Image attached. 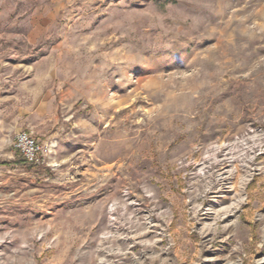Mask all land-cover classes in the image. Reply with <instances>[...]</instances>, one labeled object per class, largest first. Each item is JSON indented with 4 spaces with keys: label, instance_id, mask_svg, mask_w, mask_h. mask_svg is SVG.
I'll use <instances>...</instances> for the list:
<instances>
[{
    "label": "rangeland",
    "instance_id": "374dc122",
    "mask_svg": "<svg viewBox=\"0 0 264 264\" xmlns=\"http://www.w3.org/2000/svg\"><path fill=\"white\" fill-rule=\"evenodd\" d=\"M0 264H264V0H0Z\"/></svg>",
    "mask_w": 264,
    "mask_h": 264
},
{
    "label": "built area",
    "instance_id": "2783aa9c",
    "mask_svg": "<svg viewBox=\"0 0 264 264\" xmlns=\"http://www.w3.org/2000/svg\"><path fill=\"white\" fill-rule=\"evenodd\" d=\"M14 147L30 164L36 162L42 153L41 147L30 139L26 133H18L16 135Z\"/></svg>",
    "mask_w": 264,
    "mask_h": 264
},
{
    "label": "bare ground",
    "instance_id": "6f19581e",
    "mask_svg": "<svg viewBox=\"0 0 264 264\" xmlns=\"http://www.w3.org/2000/svg\"><path fill=\"white\" fill-rule=\"evenodd\" d=\"M237 207V206H236ZM231 208V207H230ZM234 210V209H233ZM215 214V213H214ZM214 214H213V216H214ZM217 216V215H216Z\"/></svg>",
    "mask_w": 264,
    "mask_h": 264
}]
</instances>
